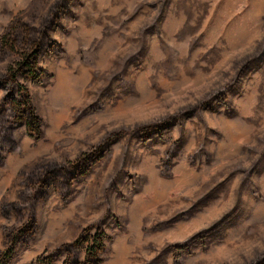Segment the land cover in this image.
Segmentation results:
<instances>
[{
	"label": "rangeland",
	"instance_id": "rangeland-1",
	"mask_svg": "<svg viewBox=\"0 0 264 264\" xmlns=\"http://www.w3.org/2000/svg\"><path fill=\"white\" fill-rule=\"evenodd\" d=\"M60 1L0 0V103L21 62L3 40L42 29ZM50 34L41 82L18 77L43 133L20 126L0 169V254L25 223L1 213L25 179L93 160L38 202L35 238L9 264H36L92 226L108 236L102 264L264 258V0H74ZM65 69L76 90L57 89Z\"/></svg>",
	"mask_w": 264,
	"mask_h": 264
},
{
	"label": "trees",
	"instance_id": "trees-1",
	"mask_svg": "<svg viewBox=\"0 0 264 264\" xmlns=\"http://www.w3.org/2000/svg\"><path fill=\"white\" fill-rule=\"evenodd\" d=\"M74 0H61L53 15L42 29H37L28 24L18 25L3 40L2 46L5 55H16L21 58L18 69L7 76L3 83H9L15 94L5 97L0 103V169L6 165L9 153L18 150L19 144L16 131L20 126H25L28 133L40 139L42 137L43 119L34 106L33 98L26 86L20 84L18 77L26 80L41 82L39 74V61L46 46L52 44L50 31L60 20L61 12L68 9ZM158 127L143 128L137 136L153 132ZM116 137L115 139H117ZM114 141V140H113ZM107 141L102 150L111 143ZM93 156L84 155L69 165L48 164L40 172L28 176L23 182L24 189L20 192L17 202L3 205L2 214L6 217L14 215L23 226L7 230L8 249L0 254V264H9L16 244H28L36 235V219L38 202L47 197L52 187L69 192L72 181L78 180L85 168L91 163ZM27 219V220H26ZM107 234L101 227H90L83 231L73 243L63 245L57 253L40 258L36 264H53L55 255L61 252L67 254L64 264H102L101 254L106 251ZM82 258H84L82 260ZM255 264H264V258Z\"/></svg>",
	"mask_w": 264,
	"mask_h": 264
},
{
	"label": "bare ground",
	"instance_id": "bare-ground-1",
	"mask_svg": "<svg viewBox=\"0 0 264 264\" xmlns=\"http://www.w3.org/2000/svg\"><path fill=\"white\" fill-rule=\"evenodd\" d=\"M66 69H67V67H66ZM66 69L60 73L59 82L56 85V87L58 86L57 87L58 90H64V91L76 90L75 84H74L75 79L71 76L70 71H68V70L66 71ZM32 153L34 155L35 152H32Z\"/></svg>",
	"mask_w": 264,
	"mask_h": 264
}]
</instances>
